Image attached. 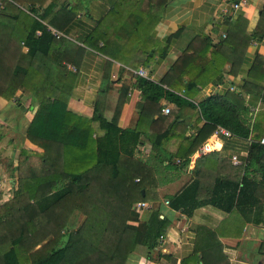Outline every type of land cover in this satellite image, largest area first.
<instances>
[{"label": "trees", "instance_id": "obj_1", "mask_svg": "<svg viewBox=\"0 0 264 264\" xmlns=\"http://www.w3.org/2000/svg\"><path fill=\"white\" fill-rule=\"evenodd\" d=\"M57 1L0 0V96L10 99L21 89L38 103L25 130L36 147L19 148L13 158L17 187L4 199L0 191V264H22L21 254L28 264H124L138 233L127 215L134 202L146 199L150 181L143 162L132 156V146L125 147L128 140L131 145L139 142L141 133L160 146L180 126L181 140L173 155L183 163L217 126L231 136L250 137L239 164L216 150L198 155L190 182L168 199L171 207L190 215L208 203L230 211L234 205H252L260 195L264 200V107L248 114L233 88L194 101L201 87L222 74L226 61L229 72H237L246 49L245 32L237 44L229 35L217 42L193 35L158 81L137 76L143 100L137 125L128 132L107 121L97 107L91 118L67 108L76 73L67 63L77 68L86 47L127 65L149 63L167 44L158 42L153 48L150 34L168 0H105L90 29L75 36L68 29L78 10L87 9L92 0L56 6ZM236 22L243 27L240 18ZM247 75L264 81L262 54H255ZM241 87L264 100V86L245 80ZM162 96L176 105L165 114L158 102ZM194 113L195 122H203L193 124L197 131L191 138H182ZM93 120L100 134H94ZM150 122L164 127L154 138L144 129ZM247 168L259 177L243 173ZM166 224L151 211L141 243L147 249L154 246ZM212 232L205 226L197 229L198 235Z\"/></svg>", "mask_w": 264, "mask_h": 264}, {"label": "crops", "instance_id": "obj_2", "mask_svg": "<svg viewBox=\"0 0 264 264\" xmlns=\"http://www.w3.org/2000/svg\"><path fill=\"white\" fill-rule=\"evenodd\" d=\"M231 1L168 0L150 34L153 48L159 46L158 42L161 47L164 41L167 44L163 54H156L146 64L136 62L135 65H127L94 48L86 47L77 68L67 63L76 72L66 101L67 108L80 116L91 118L97 107L107 121L131 132L137 125L139 106L143 100L141 88L136 83L137 76H143L137 72L139 68L145 70L146 76L143 77L158 81L191 36L203 35L212 42H217L229 35L233 43L237 44L243 41L244 32L248 39L237 72L230 73V63L226 61L222 74L201 87L194 95V101L198 102L209 94L233 88L243 97L249 109L248 114L263 108L264 100L260 95L254 90L243 89L241 85L247 80L264 86V81L247 75L255 54L264 56V1L248 0L235 10L230 7ZM74 2L75 0H58L56 6ZM22 6L25 7L26 3ZM87 6V9L78 10L70 25L68 30L71 36L86 33L103 13L106 2L92 0ZM238 18L243 21V27L236 22ZM116 40L117 43L123 42L122 39ZM158 102L162 106L168 104L170 109L176 106L164 96ZM37 104L28 92L23 93L21 89L10 99L0 96V146L10 145L14 155L21 147H36L25 137V130ZM157 116L153 115L152 118ZM196 116L197 113H194L191 125L186 127L182 138H191L197 131L193 124H202L203 119L195 122ZM92 126L94 134L102 132L97 120L92 121ZM144 129L147 133H154L151 134L154 138L164 127L159 122H150L145 124ZM181 131L180 126L171 129L168 138L161 139L160 146L153 144L143 133L139 135V142L136 144L131 145L129 140L125 142L127 149L132 146V156L142 161L150 172V181L147 185V197L143 200L148 204L141 208L131 205L127 215V223L136 228L138 233L136 246L128 253L124 264H201L203 261V264H264V200L261 195L252 205H234L230 211H226L208 203L196 207L190 215L164 202L190 182L194 160L201 154L197 148L185 163L183 158L173 155L181 140ZM205 140L210 142L211 150L218 151L221 156L230 159L235 154L243 159L247 154L250 137L224 136L212 132ZM244 172L254 179L259 177L252 168H247ZM153 210L158 212V217L165 218L167 224L159 234L162 238L158 235L156 244L147 249L141 239ZM198 226H205L213 232L198 235ZM20 259L22 264H28L22 254Z\"/></svg>", "mask_w": 264, "mask_h": 264}, {"label": "built area", "instance_id": "obj_3", "mask_svg": "<svg viewBox=\"0 0 264 264\" xmlns=\"http://www.w3.org/2000/svg\"><path fill=\"white\" fill-rule=\"evenodd\" d=\"M247 1H248V0H232V1L230 2V7H231L232 10H235V9L239 8L240 6L244 5ZM263 1H264V0H263ZM51 30H53L57 35L60 34V32H58V31L55 30L54 28H51ZM137 72H138L140 75L146 76L145 70L142 69V68H139V69L137 70ZM246 97H248V94H246ZM161 110H162V112L167 113V112L170 111V106H169L168 104H164V105L161 107ZM214 133H215V134H218V133H219V134H222V135H224V136H231V132H230L228 129L222 127V126H217L216 129L214 130ZM260 142H263V143H264V136H262V137L260 138ZM211 148H212V147H211L210 142H209L208 140H205L204 142H202V143L199 145V147H198V151H199L201 154H204V153L210 151ZM230 159H231L232 163H234V164H239V163H241V159H240L237 155H235V154H232V155L230 156ZM177 161H178V160H177ZM137 179H138V178H136V180H137ZM2 186H3V182H2V180L0 179V189H3ZM3 191H4V190H3ZM164 202L167 203L168 200L165 199ZM147 204H148V203H147L146 201L140 200V201H136V202H134L132 205H133L134 208H141V207L146 206ZM159 237L162 238V235H159Z\"/></svg>", "mask_w": 264, "mask_h": 264}, {"label": "rangeland", "instance_id": "obj_4", "mask_svg": "<svg viewBox=\"0 0 264 264\" xmlns=\"http://www.w3.org/2000/svg\"><path fill=\"white\" fill-rule=\"evenodd\" d=\"M24 92L25 91H23V93ZM13 151L15 152V150ZM14 157L15 155L12 153L10 145L0 146V179L3 182V189H0V191L3 199L8 198L14 188L17 187V173L14 170Z\"/></svg>", "mask_w": 264, "mask_h": 264}, {"label": "water", "instance_id": "obj_5", "mask_svg": "<svg viewBox=\"0 0 264 264\" xmlns=\"http://www.w3.org/2000/svg\"><path fill=\"white\" fill-rule=\"evenodd\" d=\"M264 263V262H263Z\"/></svg>", "mask_w": 264, "mask_h": 264}]
</instances>
